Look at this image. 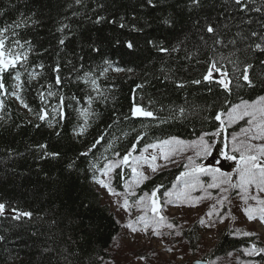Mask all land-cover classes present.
I'll use <instances>...</instances> for the list:
<instances>
[{
    "label": "trees",
    "instance_id": "obj_1",
    "mask_svg": "<svg viewBox=\"0 0 264 264\" xmlns=\"http://www.w3.org/2000/svg\"><path fill=\"white\" fill-rule=\"evenodd\" d=\"M245 4L240 11L234 0H0V29L12 26L3 36L6 49L27 55L0 73V202L7 206L0 216V264H98L118 228L92 187L97 172L160 140L209 139L220 126L217 114L264 95V51L248 48L264 46L250 36L264 33V12L254 10L264 0ZM209 23L220 45L200 39L209 37ZM238 32L250 38L241 40ZM213 62L212 72L231 81L230 91L205 79ZM248 63L252 88L237 79ZM134 106L155 118L134 116ZM178 171L145 187L170 183ZM127 175L116 168L112 188L123 191ZM12 208L32 218L12 220ZM227 234L220 233L205 260L248 246Z\"/></svg>",
    "mask_w": 264,
    "mask_h": 264
},
{
    "label": "rangeland",
    "instance_id": "obj_2",
    "mask_svg": "<svg viewBox=\"0 0 264 264\" xmlns=\"http://www.w3.org/2000/svg\"><path fill=\"white\" fill-rule=\"evenodd\" d=\"M211 76L218 78V74L214 72ZM235 106H232L229 111ZM227 113L221 117L224 121L221 125L223 131L219 130L209 142L204 137V140L211 145L208 155L197 156L199 149L193 144L195 141L177 145L178 150L168 161L159 158V149L148 148L147 152L143 150L138 155L131 154L128 164H121L128 169L129 176L123 191L120 192L111 187L112 174L116 168L109 171L107 175L102 174L104 168L97 172V177L92 180V187L99 194L101 204L106 206L114 217L118 228V233L111 240L106 257L100 259L98 264H192L196 260H202L209 253L219 240L221 232H227L229 238L245 240L248 246L239 248L237 252L230 253L223 258L210 261L208 264H264V252L258 255L246 254L253 246L257 250L264 249V223L259 220L258 216L249 221L243 211L246 207H257L256 202L249 199L245 204L240 189L230 188L227 184H221L219 188L210 187L209 185L214 183L210 174L199 176L200 184L189 190L190 200L188 201H176L174 204L164 203L168 199L176 200L175 195L169 198L166 195L167 192L183 190V183L177 181L168 191L161 192L160 196L157 195L160 203L164 205L161 215L165 217V222L160 223L159 226L150 220L145 229L143 221L138 219L141 216L151 218L153 214L150 210L145 212L141 205L136 204V201L144 196V193L137 195V191L145 180L136 182L138 178H134L133 167L137 169V172H143L149 178L166 169L180 168L181 172H184V165L188 163V158L192 157L196 164L206 169H219L220 172L230 175L233 183L238 181L236 166L239 152H233L232 145L233 143L239 144L241 141L247 142L242 129L250 127L247 123L249 117L245 116L243 119L228 123ZM232 128L234 130L230 131ZM233 136L237 137L235 142L232 140ZM253 143L259 142L253 141ZM152 155L158 156L155 161L159 166L156 172H152L149 167L152 163L150 159ZM226 155L236 156L237 159L228 160L225 158ZM145 157L148 159H144ZM97 179L103 180L118 195L110 194L107 188L96 182ZM155 186L156 184L153 189ZM133 192L135 195L130 194ZM249 192L255 194V189L251 188ZM148 195L151 196V194ZM260 195L264 198V193ZM224 197L227 199L223 201V204L218 203ZM125 200L128 201L127 211L123 207ZM129 223L136 231L127 227ZM168 224H172L173 227H168ZM244 233H250V235Z\"/></svg>",
    "mask_w": 264,
    "mask_h": 264
},
{
    "label": "snow or ice",
    "instance_id": "obj_3",
    "mask_svg": "<svg viewBox=\"0 0 264 264\" xmlns=\"http://www.w3.org/2000/svg\"><path fill=\"white\" fill-rule=\"evenodd\" d=\"M193 3L198 4L199 0H193ZM234 3L236 5L241 6L240 11H243L247 7V5L245 4V0H234ZM254 10L257 12H264V7L256 8ZM10 27L12 26L9 25L4 27L3 29H0V73L7 71L9 68H16L18 63H20L22 60L27 59V55H24L22 57L21 55L12 53L10 50L6 49L5 40L3 39V36L4 33L9 30ZM16 27H19V24H17ZM205 30L210 35L207 39L204 36L200 37V39L204 42V44L207 45L209 43V40H212L213 44L215 45H220L222 43V39L217 33V29L211 23L205 25ZM237 36H239L241 40H247L250 38L244 36L242 32H238ZM250 36L258 37L259 40L264 41V33H257L256 31H252ZM26 43L30 44V42L27 41ZM59 43L64 44V40L61 39ZM15 44L18 47L21 48L23 47V44H21L20 40H16ZM228 44L235 45L236 40L230 39L228 41ZM127 46L131 48L132 44L129 42ZM248 48H252L253 51L255 50L264 51V46H262V43L259 42L254 44L251 43L248 44ZM161 51H168V49H161ZM232 54L234 55L235 53ZM261 64L264 65V61H261ZM216 66L217 65L215 62L211 64V69L209 70L208 75L205 76V79H209L211 77L212 70L216 69ZM253 67L254 65L251 63L245 64L243 69L240 71V76L237 77L238 80L242 79L246 83V86L249 88L257 86L254 80L250 79L249 76V69H252ZM52 71L56 73L55 76L56 85H60L63 79L60 75V71H61L60 66L56 65L52 69ZM260 78L264 79V72L260 73ZM16 79L19 80V75L16 76ZM195 83H199V81H195ZM222 83H223V87L226 90L230 91L229 85L231 81H227V82L222 81ZM3 88H4V84L0 82V89ZM51 94H52L51 89H49V95ZM13 95H15V93H13ZM17 99H21V102L23 104V100L21 97L17 96ZM62 103H63V98H61V104ZM23 106L27 107L26 104H24ZM41 112L43 114L39 115V119L41 120L46 119L48 115L47 111L45 109H42ZM182 112L183 109H181V113ZM133 115L155 118L153 112L144 110L139 106H134ZM221 116L222 114H217L215 116V119L217 121H220L221 125H223L224 121L221 119ZM227 116H228V123H232L233 121L238 119H243V117L245 116L249 117L247 123L250 125V127L242 129V133L247 137V142L241 141L239 144L233 143L232 145V151L239 152L238 163L236 166V174L238 175V181L236 183H233L230 175L220 172L219 169H214V170L206 169L204 166L196 164L195 160H193L192 157H189L188 163L184 165L185 171L181 172L180 175L177 177V182L183 183L184 185L183 190L177 192H167L166 195L169 198L175 195L176 200L174 201L172 199H168L164 203L174 204L176 203V201L190 200L189 190L194 189L200 184L199 176L210 174L212 175L214 181L213 184L209 185L210 187L219 188L221 184H227L230 188L240 189V191L243 193L242 199L245 204H247L249 199L254 200L256 202L257 207H246L243 209V211L247 216V218L249 219V221L256 219L258 216L259 220L262 223H264V198H262L260 195L264 193V96H260L252 103L245 101L240 105H236L231 109V111L227 113ZM81 131H83V129ZM221 131H223V128H221ZM57 135H59V133H57ZM232 140L235 142L237 140V137L233 136ZM253 141H258L259 143H253ZM183 143H184L183 141L177 140L175 138L160 140L157 143L148 144L144 148V151L147 152L148 148L159 149V158L168 161L170 160L171 156L174 155L175 152L178 150L176 146ZM193 144L197 146L199 149L196 153L197 156H200L202 154L208 155V153L210 152L211 145L204 140L203 136H201L198 141L193 142ZM38 147L44 149L47 147V145H39ZM132 150L133 151L135 150V145H133ZM44 155L57 156L59 154L58 153L49 154L45 152ZM130 156H131V152L124 155L121 160L105 165L102 174L107 175L109 171L119 167L121 164L127 165ZM225 158L228 160L237 159V157L233 155H226ZM144 159H148V158L145 157ZM150 159L152 163L149 165V167L151 168L152 172H156L159 167L155 163V161L158 159V156L152 155ZM132 172L134 174V178H138L136 180L137 183H139L140 180L147 179V176H145L143 172H137V169L135 167L132 168ZM96 182L99 183L102 187L107 188L110 194L118 195V193H115L114 190L110 188L108 184H105L103 180L97 179ZM251 188L255 189V194H250L249 189ZM158 191H159V187H157L151 193V196L145 193L143 197H141L136 201V204L141 205L145 212L150 210L151 213L153 214L151 218H147L145 216L138 217L139 220L143 221L145 229L148 227L150 220L154 222L157 226H159L160 223L165 222V217L161 215L164 205L160 203L159 198L157 197ZM225 191H227V189H225ZM130 194L135 195L134 192ZM225 199H227V197H224L223 199L219 200L218 203L223 204V201ZM6 207L7 206L5 203L0 202V216L5 215ZM123 207L125 208L126 211L128 210L127 200L124 201ZM32 215L33 214L29 211H21L17 208H12L10 214L11 219L17 221L20 220L22 217L31 219ZM209 215H211V213H209ZM201 223H203V219H201ZM127 227L132 229V231H136V229L133 227L131 223H129ZM168 227L171 228L173 227V225L168 224ZM244 234L250 235V233H244ZM157 235L159 234L157 233ZM0 240H3V237H0ZM260 252H264V249L257 250L256 247L253 246V248L250 251L246 252V254L258 255Z\"/></svg>",
    "mask_w": 264,
    "mask_h": 264
},
{
    "label": "water",
    "instance_id": "obj_4",
    "mask_svg": "<svg viewBox=\"0 0 264 264\" xmlns=\"http://www.w3.org/2000/svg\"><path fill=\"white\" fill-rule=\"evenodd\" d=\"M193 264H206L205 262H194Z\"/></svg>",
    "mask_w": 264,
    "mask_h": 264
}]
</instances>
